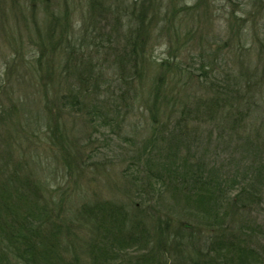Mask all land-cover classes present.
<instances>
[{
	"label": "trees",
	"instance_id": "trees-1",
	"mask_svg": "<svg viewBox=\"0 0 264 264\" xmlns=\"http://www.w3.org/2000/svg\"><path fill=\"white\" fill-rule=\"evenodd\" d=\"M163 1L87 0L78 31L76 0L47 9L29 71L48 112L39 128L75 187L53 190L38 177L26 152L36 131L19 150L7 124L23 105L12 104L0 115V264H264V78L251 80L257 71L245 61L233 72L230 52L219 50L197 67L165 60L146 97ZM164 16L172 21L169 7ZM48 51H60L58 71ZM141 109L147 131L137 141L125 133ZM65 116L84 121V142L70 136ZM105 129L132 140L119 161L122 200L89 197L78 184L101 169L94 136ZM213 139L231 153L225 164L207 155Z\"/></svg>",
	"mask_w": 264,
	"mask_h": 264
},
{
	"label": "rangeland",
	"instance_id": "rangeland-1",
	"mask_svg": "<svg viewBox=\"0 0 264 264\" xmlns=\"http://www.w3.org/2000/svg\"><path fill=\"white\" fill-rule=\"evenodd\" d=\"M58 2L59 0H51L47 5L45 0H0V115L10 112L12 104L19 106L22 103L21 107H13L18 109V113L13 118L14 122L7 126L14 132L18 142L20 141L19 150L23 146V149L30 146L26 144L31 140L23 137V134L36 131L33 145L26 152L31 161L38 163V177L47 181L53 190L61 191L75 186L64 176L62 167L58 165L54 152L47 146L44 133L39 128L44 130L48 112L43 110L45 103L40 82L29 71L33 64L32 59L38 56L40 47L44 46H40L43 43L40 37L45 35V20L51 14L47 9L58 13ZM198 2L199 0L163 1V9L160 10L158 18L164 19L158 21L156 30L160 37H152L147 53L152 67L144 85L146 97L151 80L159 71L157 68L165 60L174 62L184 59L185 64L191 65L194 61L197 67L198 57H207L210 54L212 58L219 50L230 52V66L233 72H240L239 66L245 61L251 66V72L257 71L255 76L251 75V80L264 78V52L260 48L261 42L264 44V0H203L194 12L189 10ZM184 6L189 9L184 10L179 18L173 19V10ZM168 7L167 18L172 20L170 23L165 21L164 16ZM70 9L74 12V27L78 31L82 20L85 19L83 16L87 11V0H76V4L72 3ZM45 56L56 60L55 69L58 71L60 51H57L56 55L48 51ZM186 86L190 92L196 93V87L189 81ZM142 112L143 109L129 115V127L125 133V136L137 141L142 140L147 131L143 127ZM65 118L70 124V136L78 142H84V121H73V117L69 116ZM100 131L97 137L96 134L94 136V139L98 140L94 147L95 151L100 152V158H103L101 169L91 168L78 184L86 193H90L89 197L95 192L104 198L122 200L124 184L119 177L125 165L120 166L119 161L124 158L132 140L127 142L125 137L117 138L110 129ZM105 138L110 140L107 144ZM219 145L213 139L207 152L208 157L212 156V161L217 165L225 164L231 154L223 151ZM74 194L72 201L76 203L80 192L76 191Z\"/></svg>",
	"mask_w": 264,
	"mask_h": 264
}]
</instances>
